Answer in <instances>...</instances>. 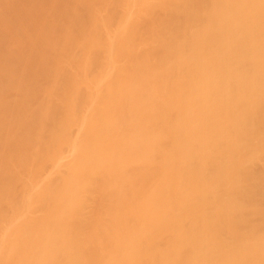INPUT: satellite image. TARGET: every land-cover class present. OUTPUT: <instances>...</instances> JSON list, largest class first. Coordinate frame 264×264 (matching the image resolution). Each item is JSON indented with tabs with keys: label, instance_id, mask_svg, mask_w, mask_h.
Instances as JSON below:
<instances>
[{
	"label": "bare ground",
	"instance_id": "6f19581e",
	"mask_svg": "<svg viewBox=\"0 0 264 264\" xmlns=\"http://www.w3.org/2000/svg\"><path fill=\"white\" fill-rule=\"evenodd\" d=\"M66 1L69 3L66 4ZM80 1H83V4L84 2L87 3L86 0ZM111 1L109 4H104L103 1H100L104 4L102 6L100 3L103 9L107 6V11H105L106 9L99 11V14H101L100 12H108V7L110 6ZM141 1L144 2V0ZM146 1L148 0H145V2ZM151 1L149 2L151 3ZM167 1L171 2V0H166V2ZM183 1L186 2L187 5L185 7L187 9L182 7L183 10H180L181 12L179 11L180 13H178V10L181 8L180 7L178 9V6H181ZM183 1L180 3V0L179 2L176 0V2L180 4H177V7L175 8V10H177V14L175 13V10L172 9L175 14L174 16L173 12L171 13L175 17L174 19L172 17L164 18L166 17L165 15H167L170 8L176 6L174 4L176 2L174 1H172L174 4L173 6L172 3L169 2H167V4L164 2V7L163 5H160L161 9H165V4L166 8L170 7L168 10L165 9L166 12L168 11L167 13L163 11V13H166L165 15L163 13H160L163 15H159L161 10L158 12L157 9L160 8V6L156 7L157 2L152 1V4H156L154 5L156 7L155 11H157L156 15H159H155L156 17L152 16V14H155V11H153L155 7L152 4L151 6H153V10H149L150 6H148L149 8L147 6L144 7L145 2L142 4L141 2L138 3L137 7L140 11L144 10H141L139 4L141 6L144 4L142 9L147 8L148 11L154 12L151 14L145 9L147 14L145 11L144 13L142 12L143 14H146L144 15V20L142 18L143 14L142 17L141 14L140 17H137L141 19H138L139 21H143L142 23L140 22L141 24L136 20V12L139 11L136 7L134 8L136 9L134 10L135 18H132V20L135 22L130 20L131 14L134 12L131 11L132 8L130 9V6L132 5V7H134V1L132 2L133 4H131V2L129 3V0H127V2L125 1L126 4L123 1L125 6L129 3L128 8L131 12H127V8L125 9L123 3L121 6L125 9L124 11L126 13L122 11L123 8L120 5H117L121 8V10L118 9V11H122L124 16L125 14L129 13L126 15V19L122 15L121 16L123 18L119 16V19H124L123 21L119 20V24L118 21L117 23L115 21V23L119 26L118 31L124 28L126 30L127 27L131 28V22H133L132 25L135 26L137 24V28L139 27L137 29L136 26H132L134 31L132 28L131 30L129 28L128 30L131 31L132 34H136V30L148 29L150 26L153 30V27L156 28L157 25H160L161 28L157 27L156 30H159L160 32V29L165 26V28L162 30L164 31L165 29L166 33L165 31V34L162 31L161 32L165 36H170V38L167 40L165 38V40H160V43L157 45L155 44L157 41H152L150 43L152 46L146 51L138 52L136 50L138 54L141 53L139 57L137 52L135 53L132 50L133 47L135 48L134 44L133 47L131 46L132 51L129 52V45L132 43H130L128 40L126 42V40L122 39L124 36L120 38V32L114 33L108 29V27H111V30H113V26L110 25H112L114 20L111 21V24L109 25L105 24V22H102L104 26L108 25L106 26L107 29L106 27L101 26L104 28V31L108 30V35H110L109 31L113 33H111L112 35L109 37L110 40L104 37H108V35L101 29V32L103 33L101 36L97 34V37H100V39L104 38V40L101 39L97 41L98 38H94L93 36V40H91V36H89L88 38L90 40H88V42H100L99 45H103L102 47L104 48L105 52H107V49L108 52L110 49L111 51H114L115 49L116 52L114 53H118L116 56V62L113 63L114 61L111 60L115 57V54L112 52L114 55L111 54L110 63L107 61V57L111 52L107 53L109 55H106V59L105 53L104 55L102 54L104 57L101 55V53L100 55L98 54L99 52L97 51H99L100 48L101 50L103 49L101 46L98 47V45L95 46L96 50L93 48V50L97 52L95 58L97 56L100 58L101 56L102 59L100 61L92 59L94 58L93 53L95 52L91 49L92 46L90 42L88 45L85 44L87 43L86 39L88 38H86V36L85 38L82 36L85 35V32L87 33V31L81 32L85 22L87 23L86 20L89 17V20H92V13L90 15L91 10L87 9L89 12L85 14H83L84 12H81L82 15H85L82 16L80 13L82 16L81 17L77 12V8L79 6L81 9L79 12L82 11L83 6H80V4L83 5L82 3L78 2V6L75 4V6H77L76 10L75 12H72L71 10L74 8H69L71 1L68 0H0V195H2V201L0 200V202H3V205L0 208V264H251L252 260L256 264H264V206L262 205L264 204V139H262L263 141L261 140V133L263 131L259 132V129L255 130L257 135L253 134L250 137V141L247 139H249V135L251 134H247V139L243 138L244 135L246 137V134L244 133L246 132V128L248 130L247 126H250L247 124L251 122L250 120L245 119V114L249 116V113L247 114V110L249 108L248 104H250L246 100H249L250 97L253 96H251V94L254 93L255 87L258 92L260 87L264 88V78L262 84L255 77L257 74L264 76V0H226L228 4H230L228 5L229 10H227L229 12L234 11L233 14H236L235 19L231 18L233 16V14H231L232 12H226L228 16L225 17L213 16V18L216 19V21L213 20L214 22L212 21L213 18L210 20L204 17V20H210L211 24L213 22L214 25L212 26H220V31L223 32L218 30L219 27H217V29L215 27V30H210L211 28H214L210 26V31H204L205 33L201 32L200 35L199 29L198 33H195L201 36L202 41L203 38L206 37L205 34L210 32V34H212V40L210 38V40H207L206 37L204 39L205 43L203 42V44L207 45L206 48H208V44L206 43L211 44L214 40L215 43L212 46H215L217 43L216 46H219L218 48L221 50L219 51L218 48H214L219 52L223 51L220 53H223L222 56H227L228 58L231 54L232 58L229 57L230 61L229 58L228 60H225L227 58L223 57L225 58L224 60L230 64L228 65L229 67H225L228 68L226 70L223 69V64L219 65L218 61L209 62L208 60L206 61L204 59V62H202L203 58L200 57L201 54H203L202 51L205 50V48H203L202 51L200 50L202 53L199 52V55L197 49L192 46L194 40L197 41V35L190 38L191 40L193 39V42L190 41V39L189 41H185L186 39L183 38V35H185L183 33H185V31L183 29L182 31L180 29L181 27L177 28V26H179L178 24L182 22V20H180V17H176L177 15L180 16L186 14V12L188 15L189 12L187 10H190L191 12V8L196 9L194 4H197V7L200 8V11L201 7L205 9V6V10H207V8L210 9L212 13L211 15L208 14L210 12L206 14L201 12V15H209L208 17H211L213 14H215V9L219 6L218 4H221V0ZM98 2H95L96 4L92 5L100 10L98 7ZM106 2L109 1L107 0ZM149 2L146 3L150 4ZM250 2H252V4H250ZM222 3L225 4L226 2ZM71 4L73 5V2ZM114 4H116V2ZM184 5L185 4H183V6ZM86 6L88 5L86 4ZM113 6H110V9ZM226 6L227 4L224 6V8ZM26 7L31 8L29 10V8L27 9ZM114 7L116 8V5ZM245 7L246 10H244ZM90 8H92V6ZM230 8H233L234 10H230ZM85 10L86 9L84 8V11ZM115 10L117 11V8ZM225 10L223 9L222 11ZM109 11L111 14V10ZM122 12L118 14L120 15ZM195 12H191L193 13L191 18L199 15L197 19L200 18V23H198V20L195 18L197 20L196 23L198 24L195 23V19H189L190 17L187 19V16H185L186 18L184 17L186 19L184 20L186 22L188 20L187 23L193 25V27L195 24V26H197L201 24V22H204L202 21L203 18L201 17L200 13L196 14ZM217 12L218 9L216 14L219 15ZM72 13H77L79 18H82V20L84 17V25L82 24L81 19H75L74 22L73 17L75 14L72 15ZM86 14L89 15L86 16ZM99 14L96 13V16ZM110 14V17L115 15V13H112V15ZM150 14L151 18L154 17V22L157 21L154 23V26L153 21L152 24H150L151 21L149 20L151 19H147L148 16L150 17ZM194 14L196 15L193 16ZM77 15L75 18H78ZM190 15L191 14H189V16ZM222 15H225V12L224 14L222 13ZM94 16L95 15L92 17ZM134 16L132 15V17ZM99 17L100 16H97V19L101 18ZM110 17H108V20ZM69 18H72L73 20L71 19L70 21ZM94 18L96 19V17ZM171 18L175 20V22ZM217 18L219 20H226L227 18L226 22L228 23L229 27H226L225 24L223 26L220 25L223 21L221 22L220 20L221 23H219ZM146 19L148 23L144 22ZM79 20L81 22H79V25L82 24L80 27V32L84 34L80 35L81 33L78 32L79 34L77 35V39L78 41H82L79 42L80 44L77 46H82V44L85 42L83 44L84 46H82L85 49L82 48L81 50L80 46L79 50L80 53L84 50L85 52H83V54L86 56L88 55V52H91L87 57L82 55V53H78V47L75 48L77 52L73 49L74 54L70 53L72 48L75 47L72 46L75 43L73 41L75 38L72 37L73 40L71 39V36H73L72 34L76 32L73 31V29L77 30V28H75L77 26L73 25H76ZM108 20L104 18V21L107 22ZM176 20L180 21L178 22ZM184 20L183 22L185 23ZM193 21L194 24H192ZM70 22L76 23H71L72 25L70 28L73 29H69ZM169 22H172V24ZM91 23L93 22L90 21V24ZM96 27L98 29V26ZM101 27H99V29ZM175 29H178V32L180 31L181 35ZM203 29L204 28L202 27V31ZM128 30H126V32ZM195 30H197V28ZM63 31L65 34L67 32L66 35L70 36V39L65 34H63ZM71 31L72 34H70ZM148 31L149 30L145 31L144 33L147 37L155 30L149 31V35H147L146 33ZM61 32L63 36L67 37L70 41H73L72 44L71 42L70 44L68 43L69 40H67V38H65V40L62 42L63 39L59 37ZM216 32L219 33L217 34ZM225 32L227 37L225 36ZM131 33L129 35L132 36ZM208 33L206 35H208ZM228 33H233L232 35L230 34L233 37L228 36ZM35 34L36 36H34ZM137 34H139V32ZM234 34L236 36H234ZM121 35H124V33ZM223 35L227 39L230 38L231 41L233 40L235 45L232 44L233 42L229 43L230 39H228V42L224 41L226 39L222 40L224 37ZM208 36L211 37L210 35ZM74 37H76V34ZM80 37H83L84 39H81ZM179 38H183L184 41H181L184 43L188 42L187 44H192L189 46L187 44L185 46H181L182 42L178 40ZM48 39L50 40L48 41ZM66 40L68 46H66V43L64 44ZM102 40L103 42H101ZM105 40L109 41V43H106ZM221 41H224L223 46L221 45ZM60 42L61 45H63L62 48L66 46L65 49H60L58 44ZM117 43L118 45L120 44L121 46L128 48L122 49L123 47H120L119 49L116 46L119 50L118 51L115 46H112L117 45ZM137 43L139 44V42ZM196 43L197 42H195V44ZM229 44H232V46H234L232 48L234 49L238 45L239 47L242 46L240 48H248V50H241L245 55L240 52V48H236L235 51H232L233 53L231 51L229 53V50H232ZM251 44L252 46H250ZM69 45L72 47H69ZM248 45L250 47H247ZM67 47L70 49V51ZM105 47H107V49ZM113 47L115 48L113 49ZM209 47H211V45ZM65 50L71 55H75L76 52V56L79 54L78 56H80L81 59L80 57L75 58L76 56H73V58L71 55L67 54ZM123 50L125 51L124 54ZM101 52H103V50ZM120 52L123 54L120 55L122 58V63H120L121 58L118 57ZM128 52L130 54L133 52L136 54V56L133 53L132 55L134 56H131ZM208 52L210 51L208 50ZM214 52L215 51H213V55H217V53L214 54ZM257 52L260 53L258 54ZM49 53H51V57L52 54L53 56L55 55V59H53V57L52 59H49ZM227 53H229V55ZM126 54H129V57L131 56L132 61L130 58L128 59ZM177 54L178 56L181 54V56L178 57ZM239 54H242L244 57L241 58ZM203 55L202 57H204ZM205 55L206 56L204 58L209 57L208 59H210L208 54L205 53ZM219 55L217 57H220ZM60 56L62 59L59 58ZM63 56L66 57L68 64L70 62V64L74 63V69L77 67L75 69H78L77 71H79V73L76 74L77 76H75L77 71L75 72L74 70H70L74 71L70 73V75L73 74V76H67L70 78L66 79V75H69L67 74L69 70L67 71V68H65L68 67V64L67 61L64 62L65 59H63ZM82 56L85 58H82ZM193 58L196 59L192 61ZM57 59H59V63L67 64V66L65 64V69H63L62 65H58L59 63L56 61ZM60 59L63 62H61ZM73 59H78L76 60V63L78 62L77 64L80 66V68L78 65L76 66L75 61H71ZM133 59L135 60L133 61ZM220 59H222V57ZM46 60L47 62L49 60H54V62L56 61L58 64L55 63L52 65L54 62L51 61V63L49 61L50 63H48L50 66L47 67L44 65L48 64L46 63ZM102 60H105V63L102 62L103 66L99 65L101 69L103 68V70H105L107 68H105V65L108 66L109 69L108 74H106L107 70L105 72L103 71V73L102 70H99L100 67H97V71H100V74H106L103 76V78L93 81L95 78L93 76V80L89 81L91 79V77H89L90 75L87 77L82 76V78L78 76H81L82 74L84 75L85 72L86 75L88 73V69L90 68L91 70V67L93 66L92 64H95V62L100 64ZM224 60H221V62L224 63ZM143 62L145 64L149 63L151 70H154V75L151 72V78H148V74L146 75V73H149L150 71L149 65H146L148 66L149 71L145 72L147 67L144 66L146 67L144 69V67L141 66ZM156 63H160V67ZM227 63L225 62L224 65H227ZM70 64L68 69H70V66L73 68V64ZM234 64L240 65L241 67L239 68H241V71L237 68V70L234 69L236 67ZM56 65H58L57 67L60 66L62 68H56ZM87 66L88 69L86 71L85 68H87ZM121 66L124 67L122 68ZM53 67L56 68V74H54V76L51 73L53 70H55ZM118 67L125 69L124 71L120 69H118L120 71H117L116 69ZM162 67L164 70L161 69ZM97 68H95V70ZM156 68H160L162 71L157 70ZM209 68L210 71L208 70ZM229 68H233L234 74L236 73L235 76H240L239 78H242L241 80H251L250 85L247 84L248 86L246 85V89L244 88L245 90L242 91L245 93L240 96L242 97V102H240L241 106L243 105V101L247 103H245L247 106L244 105L247 108L239 113L240 118L239 116L237 117L238 108L235 109V107H233L235 104L233 103H235V101L237 102L239 94H242V86L239 85V87H237V84L234 82L235 76L233 75L234 78H231L232 75L229 76L231 74L229 72H232L233 74V71H231ZM50 69H52V71ZM57 69H59V71L63 70L60 71L61 74L57 72ZM131 69H136V71L141 75L145 73L146 79L143 77L144 75H142L143 78H141L140 75H135L134 77V74L132 75V73L131 76H129L128 74L130 73L127 74L126 72L128 70L129 72H133ZM211 69L213 70L211 71ZM64 70L65 72L67 71V73L64 75L65 77H63ZM194 70H196L197 73ZM207 70L209 72H206ZM223 70L228 72L225 73ZM142 71L144 72L141 73ZM157 71H159V73ZM57 73L58 77L61 75L62 78H64L65 81H62L67 85H64V87H68L67 89H64L63 87L61 90L62 92L60 89L63 86L61 85L63 82L59 83L61 82L62 78H60L61 76L59 77L60 79L56 78ZM201 74L205 75L204 77L206 78L203 79L206 80V83H204V80V84L201 83L202 85L198 86L199 82L203 81V79L200 78L202 77ZM224 74H228V77H230L229 79H234L232 84L234 86L236 85V88L240 93L236 91L238 94H234L235 87L233 88L234 90H232L234 93L230 90V88L233 87L230 83L232 80L229 81L228 79H225L226 77H224ZM51 75L53 78L55 77L54 79H57V81L59 80L57 84H55L53 78H50ZM210 75L211 78L209 77ZM212 75L214 77H212ZM219 75L221 79L218 78ZM47 77L48 80H51L50 83L46 79ZM176 77H180V83L174 79ZM223 77L225 79V97L223 95L224 98H220V96L223 94V91L221 92L222 94L220 93V95L218 91H215V88H213V91H210L207 89V87L211 86L210 81H212L213 85L219 84L220 82L218 88H222L223 81L221 80H223ZM182 78H187L188 80L185 79L184 82L182 81ZM192 78H194V80ZM198 78L202 80H198ZM45 79L49 83V87L52 88L53 84H55L54 86L57 85L58 88L53 86L52 89L54 90L55 88V91L58 89L61 93L59 94L63 95V97L60 96L58 98L55 96V98H53L54 96H50V93L51 95L53 93L56 95V93L51 88L49 89L52 90L53 93H49V90L46 89L48 88V84L45 86L46 82L43 83L46 81ZM78 79L80 81H75ZM195 80L199 81L197 85V81L195 82ZM39 81L41 84H43L45 90L48 91L47 93L45 90L43 91V87H39ZM191 81L195 83L194 87H196L195 89L193 87V89L196 91V97L199 96V98L197 97L198 99H196V97H193L195 95L193 91V96L188 94L189 96H192V99L185 97L188 95L183 93V95H185L183 96L185 97L183 99L184 104L186 102L188 104L186 105L185 110H182L184 107H181L180 109L178 108L181 110L179 112L177 109L179 106H177V104H179V102L175 100L177 99L175 96L173 98V94H170L171 90L169 91V89H172L173 87V89H176L179 85L180 89L178 87L177 90L172 89L171 92L181 90V88L184 87L181 86L182 82H184L183 84H185V86L190 88V86L193 85V83L190 85ZM228 81L230 84H228ZM58 84L61 85V88H59L60 86ZM170 85L172 87L167 88L168 86L170 87ZM191 88L189 91L192 90ZM263 88L261 90H264ZM222 89L224 90V88ZM228 89L230 91H228ZM63 90H65V92L66 90L70 91L66 92L69 93L66 94L68 95L67 97L64 95ZM85 91H88V93L92 91L94 94L89 93L87 97L94 95V98L88 100L90 97L86 98ZM187 91L188 89L186 92ZM149 92H153V95L150 94L152 96L148 95L149 99L151 100L155 99L153 98L155 95H159L160 97V94L163 95L160 97L162 100H165L168 97L167 100L171 101L173 98L171 104L169 103V110L161 107V102L163 101L160 100L158 96L155 97L158 99V102L160 101V106L157 105L158 108H156V105L154 104L157 102V99H155V103L154 100H152L154 109L151 108L152 104L149 102L148 104L151 110L149 107L147 109L146 106L148 105H144L145 103L143 104V102L144 100L146 101V97H148L147 93L149 94ZM226 92L229 95L225 94ZM45 93L52 98V101H55L57 98L59 100L62 98H65V100L68 99L67 101L71 102L68 103L71 106L73 103L72 108L74 107L73 109L75 110L80 109L81 111L83 110V112L84 110L91 111L92 118L90 116L91 114H88L87 119H92L91 121L94 123V126L92 125V127H94L93 129H96L94 134L90 136L89 134L91 133L88 134L89 131L86 132L87 134L84 133V127L90 123L84 122L83 124L80 114L78 115L80 116V120L78 119V122L81 121L82 124L80 122L79 125L77 124L78 126L75 125L76 128H74L73 125H70V123L72 124V121H70L68 117L73 120V114H75V110L72 111L74 112L72 113L70 109H67L68 113H71L68 114V117L65 116L69 120V123L68 120L65 121L63 118L60 119V116L55 118L54 116L50 117V115H55L56 113L57 115H60L58 112L62 111V106L58 107L57 105L60 106L61 103L63 104V102L56 100L58 103L60 102L56 106L61 109L56 112L55 107H52V104L54 103H51V99L47 100ZM135 93L139 95L137 98L134 97ZM180 93L182 95V92ZM189 93H191V91ZM231 93L235 96L230 95ZM255 93L257 94L256 91ZM263 93L264 92L260 93L261 95L259 94V97H257L258 100L261 97L260 101H262L264 98H262ZM75 94H77V97ZM81 95H84L85 97ZM247 95L250 97L249 99L246 98L245 100ZM176 96H179V93L176 94ZM256 96L258 95H255L254 98H256ZM139 97H141V99H139ZM163 97H165V99ZM235 97L237 100H235ZM44 98H46L47 102ZM201 98H207V100L204 101ZM232 98L234 99L232 100ZM186 99L187 101H185ZM43 100L45 101L43 102ZM151 100L149 101L151 102ZM251 100L253 101L255 99ZM175 101L176 104L174 105L173 103ZM238 101H240V99ZM96 102L99 103L95 106ZM167 102L164 101V105H167L165 104ZM203 102H206L207 104L205 105ZM36 103H40L42 106H39L38 108L37 105H35ZM49 103L53 109L50 107ZM180 103H182V100ZM258 103L259 101H257V104L255 102L256 105H258ZM172 104L174 108L172 107ZM230 104L233 105L229 106ZM238 104L239 103L237 102V105ZM255 104L253 103V106H255ZM260 104L264 105V101ZM33 105L37 107V110H45V114L43 113L45 118V115H49L47 118L49 117L50 120H47L46 118L47 124L42 120L44 117L39 116L42 114L40 110L38 111L40 112L38 115L36 113V107L34 110ZM67 105L65 104V106ZM92 105H94V108ZM65 106H63L64 110H66ZM259 106L258 108L257 106L253 107L255 108V114L252 111L253 109L248 111L250 114H254H251V116L262 114L260 110L262 111L261 107L264 106ZM42 107L43 109L46 108L47 112H49L47 113L46 109L43 110ZM228 108H230L229 110H232V113L230 112L231 114H229V111L227 112ZM155 110H157L159 113L162 111L160 114L164 113L165 115L163 114L161 118L157 115L159 113L154 112ZM163 110H166L168 113L163 112ZM92 111L94 113H92ZM233 111L236 113L234 114ZM256 111H258V114ZM54 112L56 113L54 114ZM176 112L178 114L177 116H175ZM78 113L76 112V114ZM86 113L87 112H85V115ZM151 113H154L155 115L153 114V116H151ZM172 113L175 115L171 116H174L175 118H171V121L170 114ZM64 114H67V112ZM76 114L75 116L77 117ZM149 114L151 115L149 116ZM212 115L213 117H211ZM163 116L166 117L165 120H170H168L169 122L162 121L163 123H168L164 126H162L163 123L160 122L161 120H164ZM230 116L234 119L230 120ZM257 117H260V115ZM51 118L55 120L53 121ZM58 118L62 120V122H60ZM263 118L264 117H262V119ZM32 119H35L36 121L34 120V122L37 123H33L32 125V123H30L33 121ZM56 119H58L59 123L63 124V126L59 125L60 127L62 126L65 128V122L66 124L68 123L69 126H73L71 129L74 128V131L71 132L68 130L71 133H64L63 128H61L63 134L65 135L69 133L68 135H70L71 139L73 138V141H71L70 138L67 139L68 135L65 137L62 133H58L59 131L57 130L60 129L59 126L56 129L57 124H59L58 122L56 123L55 127H53L55 125L54 124L51 126V130H49L50 127L48 128V125L50 126L52 122L55 123V121H57ZM240 119L242 122H240ZM157 120H160V127L159 123L156 122ZM222 120L224 121L222 122ZM243 120L245 121V124ZM50 121L52 122L49 124ZM85 121L90 122L89 119H85ZM76 123L77 119L75 124ZM81 125L85 126L83 127ZM90 125L86 127L91 129ZM230 125L232 126L230 127ZM69 126L68 128H70ZM158 127L159 129L161 128L160 130H164L166 128L164 130L165 132H163L164 134L159 132L155 133L160 131ZM37 129L42 132L38 131ZM61 129L60 132H62ZM152 129L158 130H155L153 133ZM47 130H49V132H46L48 135H43V133H45L44 131ZM249 130H251V128H249ZM56 131L59 135H63L64 137H59ZM149 131H152L153 134L149 133ZM54 133L59 139L56 137V135H54ZM73 133L75 134L76 139L73 135H71ZM20 190L23 194L20 192ZM24 194L26 195V199L24 198ZM183 195L184 197L189 196L190 200L188 201L190 202H187V198H184L187 204L183 200L184 202H182L184 204H182L183 206L181 207L179 206L181 205L179 203H182L181 200L183 199ZM201 196L204 197V199ZM212 197L214 198L215 202L213 201ZM221 197L224 198V201L221 200L217 202V199ZM19 198H24V200L22 199L24 202L21 200L23 203L21 207L18 205L19 208H15V204H17V200ZM225 198H227L228 201ZM225 201H227L228 206H230L229 203H234L231 204L232 207H228L227 209V206H225ZM221 202L225 205H223ZM9 207L11 208L9 209ZM234 210L237 213H235ZM8 211L17 213H14L15 215L12 214L13 218L4 220V218L8 216V213L6 214ZM227 213L229 215H227ZM29 215L30 217H27ZM24 217L25 219L28 218V221H26ZM255 218H258L257 220L259 221V218L262 219V224L258 221V223H260L259 226L263 225L262 227H257L258 224H256ZM18 221L23 222V224L21 223L22 226H19L20 228L18 229L19 232L21 231V234L15 231V228L18 227ZM236 229L238 231H236ZM253 229H255V231ZM1 231L3 232L1 233ZM239 231L240 234H238ZM245 232H249L246 233L248 234V237L246 238L249 239L247 240L248 242L251 241L252 243V245L249 247H247L243 242L245 238L244 236H246ZM242 233L245 235L243 236ZM257 246L260 247L258 248ZM252 247H254V249H252ZM256 257H258V260ZM248 258L251 259L249 263L247 262Z\"/></svg>",
	"mask_w": 264,
	"mask_h": 264
},
{
	"label": "rangeland",
	"instance_id": "374dc122",
	"mask_svg": "<svg viewBox=\"0 0 264 264\" xmlns=\"http://www.w3.org/2000/svg\"><path fill=\"white\" fill-rule=\"evenodd\" d=\"M68 1H71L70 4H69L70 6L68 5L69 8H70V9L74 8V9L71 10L72 12H75L76 7H77L78 4H79L78 2H80V3L83 2V1L81 2L80 0H76V1H75V0H68ZM84 1H85V0H84ZM98 1H99V0H98ZM98 1L95 0V2H98ZM100 1H103L104 4H105V3H106V4H109L111 0H108L109 2H106L107 0H100ZM100 1L98 2V3H99L98 7H99L100 10H98L97 7H95V6L92 5V4H96V3L94 2V0H88V1L86 0L87 3L84 2V4L82 3L83 5L80 4L81 7L83 6V7H82V11H80V12H79V10H81V9H80V7L78 6V8H77V9H78L77 12H78L79 15H80L81 12H82V13L84 12L83 14L88 13L89 10H87V9H90L91 11L94 10L93 12L90 11V15H91V13H92V16L95 15L94 17H96V19H95L94 17L91 16L92 20H89L90 17H89V18L86 17V18H88V19L86 20L87 23L84 21V19H85L84 17H83V20H82V18H79V16L77 15V13H72V15L75 14L74 17H73L74 22H75V19H76V20L81 19L83 25H84V22H85L84 27H85L86 29H85L84 27H82V31H81L80 27L82 26V24L79 25V24L81 23L80 20L77 22V24L74 23V22H73V23L70 22V24H69V25H70V26H69V29H73V28H70L72 24H76V25H73V26H77V27H75V28H77V30H76V29H75V30L73 29V31H76L77 33L75 32V33L72 34V31L70 32V34L73 35V36H71V39H72V37L75 38L74 40L72 39V40L75 42V43H74L75 45H74V44L72 45V46H75L74 48H72V50H71L72 52H71L70 49L67 47V48L69 49V51H70L71 54H74L73 52H74L75 48H77V47H78L77 45L80 44L79 42L82 41V40H80L81 37L79 38L80 41H78V39H77V35L79 34L78 32H80V31H81V32H83V31H84V32L87 31V33L85 32V35H82V34H84V33H81V32H80V33H81L80 35L84 36V38H85V36H86V38H88L89 36H91L90 39L93 40V39H92V36H93L94 38H95V37L98 38L97 41H99V40H101V39L104 40V38H101V39H100V37H97V34H99V35L101 36L102 33H103V32H101V29H102V31H104V28H102L101 26L106 27V26H108L109 24H111V21H113V20H114V21H113L112 25H110V26H113V28H112L113 30H111V27H110V28L108 27V29H109L110 31L114 32V33H115V32H120V35H121L122 33H124V35H121V36L119 35V37L121 38L122 36H124V37H122V39L126 40V42H127V40H128V41H130V43H132L131 45H129V47H130V49L128 50L129 52L132 51V50H133V52H135V53H136L137 51H138V52L146 51L147 49H149V48L152 46V45L150 44L152 41H155V42L157 41L156 43L154 42V43L157 45L158 43H160V40L162 41V40H165V39L167 40L168 38H170V36H165V35H164V34L166 33V31H165V29H164V31H165V33H164V31H163L162 29L165 28V26H163V28L160 29L164 34H162L161 31H160V32H161V33H160L159 30H158V31L156 30L157 27L161 28L160 25H157L156 28L153 27V30H155L156 33H155V31H154V32H151L150 35L148 34L149 31H153V30L151 29V26H150V28H148V29L136 30V28H137V24L135 25V26H136V28H135V30H136V34H134V33L132 34L131 31L128 30L130 27H127V29H126V30L129 31V33H128V31L126 32L125 28L122 29V30H120V31H118V29H119V26H118V24H119V20H121V21L124 20V19H119V16H120L121 18H123L122 16H124V13H126L124 10L127 8V12H131V11L136 10V9H134L135 7L137 8V10H139V8L137 7V6H138V3L141 2V4H142V3L145 2V0H144V2L141 1V0H133V1H134V7H132V5L130 6V9L132 8L131 11L129 10V8H128L129 6H128V5H129V3H130L132 0H131V1L129 0V3L126 5L127 7L125 6L127 0H112V1H111V4H113L114 6L116 5L117 11H118V9L121 10L120 6L122 5V3H123V6L125 7V9L121 6V7L123 8L122 11H123L124 13H123L122 11H120V10L117 12V11L115 10L116 8H115L113 5L110 4V6H113V7H112V8H113V11L115 10V11L113 12V11H112V8L110 9V6L108 5V6H109L108 9L111 10V14L109 13V12H110L109 10H108L107 13L104 12L105 14L102 13V12H100L101 14H99V11H102V10H105V9H106L105 11H107V8H106L107 6L103 9L102 6H103L104 4L101 3ZM117 1H118V2H117ZM123 1H124V2L126 1L125 4H124ZM133 1H132V2H133ZM136 1H137V2H136ZM138 1H139V2H138ZM149 1H151V0H148V1H146V2L148 3ZM152 1H153V2H157V5H158V6H157L155 3L152 4ZM152 1H151V3L149 2L150 4H147V3L145 2V3H144L145 6H144V4H143L142 6L139 4V7H141V10H144V11H145V9H146V10L148 11L147 8H145V9L143 8V9H142V7H143V6H144V7H146V6L148 7V6H150V9H149V10H153L152 8H153L154 5H156V7H159L160 5H163V7H164V2H165L166 4H167V2H169V3H172V1L176 2V0H171V2H170V1H167V2H166V0H152ZM182 1H183V0H182ZM182 1L180 0V3H181ZM227 1H228V0H227ZM227 1H226V0H221V1H220L221 4L219 3V4H218L219 6L217 5L218 7L215 9L216 11H217V9H218V12H217V13H219V15L216 14V11H215V14H216V15L213 14L211 17H208L209 15L212 14L210 9L207 8L208 11L205 10V9H206V6H205V9L201 7V11H200V10H199L200 8L197 7V4H194V5L196 6V9H195V8H191V9H192L191 12L193 11V13H194L195 11H197V12H195V13H196V14H197V13H198V14L200 13V15H201V12H202L203 14H204V13L206 14V13L210 12V13H208L209 15L207 14L208 16L203 15V14H202L203 16L201 15V17L203 18L202 21H204V22H201V24H199V25H197V26H195V25L198 24V23H200V21H199L200 18L197 19V17H199V15L196 16V17L191 18V16H192L193 13H191L190 10H187V11L189 12L188 15H187V12H186V14H184V15H180V16L177 15V16H176V17H180L181 19H180V18H178V19L182 20V22H180V23L178 24L179 26H177V28L181 27L180 29H181V30L183 29V30L185 31V33H183V34H185V35H183V38L186 39L185 41H187V40L189 41L190 38H192L193 36L197 35V36H196L197 41L194 40V42H193V41H192L193 39H192V40L190 39V41L193 42V45H192V46H193L195 49H197V52H198L199 55H200V53L203 52L204 55L201 54V57H200V58H203V61H202V59H201V61L204 62V59H205L206 61L208 60L209 62H211V61H213V62L218 61V62H219V65H222V64H223V66H224L223 69H225V70L228 69V68H225V67H229L228 65H230V64L227 63V61H225V60H228L229 57L232 58V57H231V54L229 55L230 51H231V52H232V51H235L236 48L239 49V48L242 47V46L239 47V46L237 45V47H236L235 49L232 48V47H234V46H232V44L235 45V42H233V40L231 41V39L228 38V39H230L229 43H231V42H233V43H232V44H229V46H231L230 48H232V50H229V53H227V54L229 55V57L227 58V56H226V57H225V56H222L223 53L220 54V53L223 52V51L219 52L221 49L218 48L219 46H216L217 43L215 44V46H212V45H214V43H215L214 40H213L214 42L212 41L213 44H212V43H211V44H210V43H206V44H208V48H206L207 45L203 44V42L205 43L204 39H205L206 37H207V38H206L207 40H210V39L212 40V36H211L212 34H210V32H209V33L207 32V33H208V35H210L211 37H209L208 35H206V34H207V33H206V34H205L206 37L203 38L202 41H201L202 38H201V36H200V35H201L200 33H201V32H204V31H210V30H212V29L215 30V27H216V26L214 27V26H212V25H214V24H213V22H214L213 20L216 21V19L213 18V16H214V17H215V16H216V17H220V16H221V17H223V16L225 17V16H228V14H226V12H227V13L232 12V11H230V12L228 11V10H229V6H228V5H230V4H228ZM248 1H249V0H248ZM255 1H257V0H255ZM72 2H73V5H74V6L71 4ZM92 2H93V3H92ZM115 2H116V4H114ZM132 2H131V4H133ZM178 2H179V0H178ZM178 2L174 3L176 6H174L173 8H170V7H169L170 10H169V12L167 11L168 13L165 11V9H166V10L169 9V8H166V4H165V9H161V6H160V8L157 9L158 12L161 10V12H159V15H163V14L165 15V14L167 13V15H165L166 17H164V18L172 17V18L174 19V18H175V17H174L175 14H174L173 10H175V8L177 7V4H180V3H178ZM222 2H224V3L226 2V3L223 4ZM65 3L67 4V3H69V2L66 1ZM100 3L102 4V6L100 5ZM135 3H136L137 5H136ZM158 3H159V4H158ZM169 3H168V4H169ZM75 4H76L77 6H75ZM86 4H87L88 6H86ZM90 4H91V5H90ZM151 4H152L153 6H151ZM174 4L172 3V6H173ZM183 4H185V5L183 6ZM226 4H227L228 8H227V6L224 8V6H225ZM250 4H252V2H250ZM253 4H254V3H253ZM117 5H120V6H117ZM169 5H171V4H169ZM169 5H168V6H169ZM186 5H187L186 2L183 1V3H181V6H178V9L181 7V8L178 10V13H180V12H181L180 10H183V8H186V7H185ZM71 6H73V7H71ZM89 6H90V7L92 6V8H90ZM100 6H101V7H100ZM198 6H200V5H198ZM222 6H223V7H222ZM235 6H237V5H235ZM94 7H95V8H94ZM118 7H119V8H118ZM154 7H155V6H154ZM156 7L154 8L153 11H155ZM182 7H183V8H182ZM26 8H27V7H26ZM28 8H29V7H28ZM28 8H27V9H28ZM30 8H31V7H30ZM30 8H29V10H30ZM67 8H68V7H67ZM84 8H85L87 11H86V10L84 11ZM148 8H149V7H148ZM221 8H222V9H221ZM27 9H25V10L28 11ZM96 9H97L98 11H97ZM172 9H173V10H172ZM186 9H187V8H186ZM194 9H195V10H194ZM223 9H224V10L226 9V10H225V11H222ZM227 9H228V10H227ZM247 9H248V8H247ZM65 10H66V9H65ZM68 10H69V9H68ZM128 10H129V11H128ZM171 10H172V11H171ZM184 10H185V9H184ZM202 10H203V11H202ZM209 10H210V11H209ZM220 10H221V11H220ZM230 10H234V9H233V8H232V9L230 8ZM244 10H246V7H245ZM96 11H97V12H96ZM139 11H140V10H139ZM139 11H137L138 13L136 12V18H137V17H140V14H141V17H142V14L144 13V11H140V12H139ZM157 11H155V14H154V15L152 14V13H154V12H151V11H148V12H150V13L152 14V16L156 17V16H159L158 14L156 15ZM163 11L166 12V13H163ZM179 11H180V12H179ZM198 11H199V12H198ZM116 12H117V13H116ZM120 12H122V14L119 15L118 13H120ZM142 12H143V13H142ZM145 12H146V11H145ZM172 12H173V15H174V16L171 14ZM176 12H177V10H175V13H176ZM221 12H222L223 14H224V12H225V15H222ZM82 13H81V15H82ZM93 13H94V14H93ZM96 13L99 14V15H97V16H100V17L102 18V19H101V18L99 17L101 20H100V19H97ZM112 13H115V15H112ZM134 13H135V11L132 12V14L130 13V14H131V19H130V20H132V18H135ZM160 13H163V14H160ZM169 13H170V15H169ZM184 13H185V11H184ZM233 13H234V11H233L231 14H233ZM109 14L112 15V16L110 17ZM117 14H118V15H117ZM128 14H129V13L125 14L124 18H125V17L127 18L126 15H128ZM146 14H147V12H146ZM146 14H143V17H142L143 20H144V15H146ZM151 14H150V17H149V16L147 17V19L150 18L151 20H149V19H148V20L151 21L150 24H152V21H153V26H154V23L157 22V21L154 22V17H152V18H153V19H152V18H151ZM176 14H177V13H176ZM189 14H191V15L189 16ZM196 14H194L193 16H195ZM76 15L78 16V18H75ZM81 15H80V16H81ZM87 15H89V14H86V16H87ZM105 15H106V16H105ZM116 15H117V16H116ZM121 15H122V16H121ZM132 15H133L134 17H132ZM138 15H139V16H138ZM155 15H156V16H155ZM229 15H230V14H229ZM82 16H85V15H82ZM82 16H81V17H82ZM103 16H104V17H103ZM181 16H182L183 18H182ZM185 16H187V19H188V17H190L189 19H195V18H196V19L198 20V23H196L197 20L195 19V20H196V21H195L196 24H195L194 27H193V25H190L189 23H187L188 20H187V22L185 21V20H186V19H185V18H186ZM233 16H234V18H233ZM233 16L231 17V15H230V17H231L232 19H235L236 14H233ZM70 17H72V16H70ZM106 17H107V18H106ZM108 17H110L111 20H110V19L108 20ZM184 17H185V18H184ZM204 17H206V18H208V19H210V20H211V18H213V19H212V21H213L212 24H211V21H210V20H209L210 22H209L208 20H204ZM237 17H238V16H237ZM237 17H236V18H237ZM67 18H68V17H67ZM104 18H105L106 20H108V21H107V22L104 21ZM126 18H125V19H126ZM145 18H146V17H145ZM159 18H160V17H159ZM172 18H171V19H172ZM206 18H205V19H206ZM227 18H229V17H227ZM227 18H226V20H227ZM71 19H72V18H71ZM71 19L69 18L70 21H71ZM73 19H72V20H73ZM138 19L141 20L140 18H137L136 20L139 21ZM147 19H146L144 22L148 23ZM156 19H158V18H156ZM173 19H172V20H173ZM184 19H185V20H184ZM94 20H95V22H94ZM97 20L99 21V23H98ZM128 20H129V19H128ZM134 20H135V19H134ZM172 20H171V21H172ZM180 20H176V21L179 22ZM183 20L185 21V23L183 22ZM218 20H219V19L217 18V21H218ZM220 20H221V19H220ZM220 20H219V23H221L222 21L224 22V23L222 22L220 25L223 26V25L225 24L226 27L228 26V23L226 22L225 19H224L225 21L222 19L221 22H220ZM83 21H84V22H83ZM90 21H92L93 23L90 24ZM115 21H116V23H117V21H118V24H116ZM132 21H133V20H132ZM137 21H136V23H137ZM169 21H170V20H169ZM173 21L175 22V20H173ZM173 21H172V22H173ZM189 21H190V20H189ZM206 21H208V22H207L208 24L205 23ZM79 22H80V23H79ZM102 22H105V24H108V25H105V26H104ZM109 22H110V23H109ZM133 22H135V21H133ZM133 22L130 23V24H131L130 26H131L132 30L134 31V28L132 27V26H134V25H132ZM140 22L142 23L143 21H139V23H140ZM165 22H166V20H165ZM167 22H168V20H167ZM172 22H171V23L169 22V23L172 24ZM225 22H226V23H225ZM67 23H68V22H67ZM71 23H72V24H71ZM141 23H140V24H141ZM181 23H182V24H181ZM190 23H191V21H190ZM209 23H210V24H209ZM219 23H218V24H219ZM86 24H88V25H86ZM94 24H95V25H94ZM101 24H102V25H101ZM113 24H114V25H113ZM115 24H116V25H115ZM144 24H145V23H144ZM180 24H181V26H180ZM192 24H194V21L192 22ZM226 24H227V25H226ZM78 25H79V28H78ZM92 25H93V26H92ZM99 25H100V26H99ZM138 25H139V24H138ZM229 25H230V24H229ZM86 26H87V27H86ZM96 26H98V29H97ZM135 26H134V27H135ZM142 26H143V24H142ZM210 26H212V27H214V28H211V29L209 30ZM222 26H221V27H222ZM225 26H224V27H225ZM230 26H231V25H230ZM95 27H96V28H95ZM99 27H101V28L99 29ZM114 27H115V28H114ZM202 27L204 28L203 31H202ZM217 27H219L218 30L220 31V26H217ZM217 27H216V29H217ZM224 27H223V28H224ZM226 27H225V28H226ZM228 27H229V26H228ZM83 28H84L85 30H84ZM91 28H92V29H91ZM131 28H130V30H131ZM138 28H139V27H138ZM138 28H137V29H138ZM140 28H141V26H140ZM154 28H155V29H154ZM159 28H158V29H159ZM196 28H197V30H195ZM78 29H79V31H78ZM90 29H91V30H90ZM106 29H107V27H106ZM199 29H200L201 31H200ZM114 30H115V31H114ZM116 30H117V31H116ZM147 30H149V31L146 33L147 35H149L148 37L144 34L145 31H147ZM175 30H177V32H178V29H175ZM183 30H182V31H183ZM198 30H199V34H200V35L195 34V33H198ZM221 30H225V29H221ZM39 31H40V30H39ZM39 31H36V32H39ZM93 31H94V32H93ZM96 31H97V33H96ZM98 31H99V33H98ZM107 31H108V30H105L104 33H107V35H108V32H107ZM110 31H109L110 35H108V37H107V36H104V37H106L108 40H110L109 37H111V35L113 34V33L110 32ZM137 31L139 32V34H137V33H138ZM141 31H142V33H141ZM195 31H196V32H195ZM89 32H91V33H89ZM220 32H223V31H220ZM233 32H234V31H233ZM94 33H95L96 35H95ZM111 33H112V34H111ZM130 33L132 34V36L129 35ZM153 33H154V34H153ZM178 33L180 34V31H179ZM204 33H205V32H204ZM216 33H217V32H216ZM218 33H219V32H218ZM218 33H217V34H218ZM60 34H61V35H60ZM60 34H59V37H61V38L63 39L62 42L65 40V38H67V37L69 38V37H70V36L66 35L67 32H66V34H65L64 31H63V34H65L67 37L63 36L62 32H61ZM68 34H69V33H68ZM70 34H69V35H70ZM75 34H76V37H74ZM88 34H92V35H88ZM140 34H141V35H140ZM223 34H224V33H223ZM228 34H229L228 36H231L233 33H228ZM230 34H231V35H230ZM99 35H98V36H99ZM103 35H106V34H103ZM144 35H145L146 38L144 37ZM163 35H164V36H163ZM167 35H168V34H167ZM180 35H181V34H180ZM202 35H204V34H202ZM34 36H36V34H35ZM198 36H199V40H198ZM216 36H217V35H216ZM223 36H224V35H223ZM225 36H226V32H225ZM225 36L222 38V40L226 39L227 41H226V40H224V41H225V42H228V39L226 38L227 36H226V37H225ZM234 36H236V35L234 34ZM59 37H58V38H59ZM231 37H233V36H231ZM68 38H67V40L70 39V38H69V39H68ZM82 38H83V37H82ZM82 38H81V39H82ZM84 38H83V39H84ZM106 38H105V39H106ZM164 38H165V39H164ZM183 38H182V39L179 38L178 40H180V41H181V40L184 41ZM196 38H194V39H196ZM209 38H210V39H209ZM236 38H237V37H236ZM76 39H77V40H76ZM90 39H89V38L86 39V40H87V43H85V42H84V43L88 45V43L90 42V44H91V46H92V48H91V47H90V48H91L92 50H93V48L95 49V48H96L95 46H97V45H98V47L101 46V45H99L100 42H99V43L96 42V41H94L95 43H93V42H91V41L88 42V40H90ZM107 39H106V40H107ZM140 39H141L142 41H141ZM144 39H145V40H144ZM146 39H147V41H146ZM49 40H50V39H48V41H49ZM67 40H66V42H64V44L66 43V46H68V45H67ZM72 40H71V41L69 40L68 43L70 44V42H71V44H72V42H73ZM75 40L77 41V44H76V41H75ZM86 40H85V41H86ZM95 40H96V39H95ZM103 40H102L101 42H103ZM106 40H105V42H106V43H109V41H106ZM138 40H140V41H138ZM145 41H146V42H145ZM182 41H181V42H182ZM224 41H221V42H222V43H221L222 46H223V42H224ZM105 42H104V43H105ZM137 42H139V44H138ZM141 42L144 43V44H142ZM195 42H197V43L195 44ZM201 42H202V44H201ZM207 42H208V41H207ZM209 42H211V41H209ZM84 43H83V44H84ZM104 43H103V44H104ZM106 43H105V44H106ZM135 43H136V44H135ZM140 43H141V44H140ZM183 43H184V42H182V44H183ZM187 43H188V42L184 43L183 45L181 44V46H185ZM250 43H252V42H250ZM250 43H249V44H250ZM58 44H59V46H60V49H65L66 46H65L64 48H62L63 45H61V42L58 43ZM83 44H82V46H84ZM93 44H96V45H93ZM133 44L135 45V48L133 47V46H134ZM137 44H138V45H137ZM152 44H153V43H152ZM190 44H192V43H189V44H187V45L189 46ZM194 44H195V45H194ZM209 44L211 45V47H209V46H210ZM254 45H256V44H254ZM57 46H58V45H57ZM59 46H58V47H59ZM72 46L69 45V47H72ZM80 46H81V45H80ZM80 46H79V47H80ZM82 46H81V50H82V48H83ZM102 46H103V45H102ZM102 46H101V47H102ZM106 46H107V45H106ZM112 46H115V47L117 46L119 49H120V47H123V46H121L120 44L118 45V43H117V45H112ZM131 46L133 47V49H132ZM145 46H146V47H145ZM243 46H244V45H243ZM250 46H252V44H251ZM250 46L248 45L247 47H250ZM58 47H57V48H58ZM79 47H78L77 50H79ZM85 47H87V46H85ZM98 47H97V48H98ZM115 47H113V49H114ZM117 47H116V48H117ZM144 47H145V49H144ZM200 47H201V48H200ZM214 47H215V48H218L219 51H218L217 49H215ZM88 48H89V47H88ZM102 48H103V47H102ZM105 48L107 49V47H105ZM108 48H109V47H108ZM118 48H117V50H118ZM124 48L127 49L128 47H127V48H126V47H123L122 49H124ZM154 48H155V47H154ZM203 48H205V50L202 51ZM209 48H210V49H209ZM213 48H214V50H213ZM58 49H59V48H58ZM73 49H74V50H73ZM83 49H85V48H83ZM91 49H90V50H91ZM98 49H99V48H98ZM98 49H97V50H98ZM109 49H110V48H109ZM131 49H132V50H131ZM206 49H208L210 52H208V50H206ZM243 49H247V50H248V48H243ZM243 49L240 48V52H241V53H243V52L241 51V50H243ZM87 50H88V49H87ZM95 50H96V49H95ZM102 50H103V52H101ZM102 50H101V48H100L99 51H97V52H99V53H98L99 55H100V53H101V55H102V54L104 55V53H105V58H106V57H107L106 55H109V54H110V55L107 57L109 60L106 58L107 61L110 62V63H111V60L114 61L113 63L116 62V58H117L116 56L118 55V53H117V54L114 53V52H116L115 49H114V51H111V49H110L109 52H111V53L108 52V49L106 50L107 52H105L104 48H103ZM134 50H135V51H134ZM136 50H137V51H136ZM200 50H201L202 52H201ZM216 50H217V51H216ZM75 51H76V50H75ZM93 51H94V50H93ZM93 51H92V52H93ZM118 51H119V50H118ZM118 51H117V52H118ZM120 51H121V50H120ZM126 51H127V50H126ZM205 51H207L208 53L205 52ZM213 51H215L214 54L217 53V55H213ZM243 51H244V50H243ZM249 51H250V50H249ZM258 51H259V50H258ZM65 52H67V54L71 55L70 53H68V51L65 50ZM76 52H77V51H76ZM76 52H75V55H71V56H72V57H73V56L75 57V56H76ZM83 52H85V51L83 50ZM83 52L81 51L82 55H84ZM94 52H95V51H94ZM97 52L93 53V54H94V58H92V59H94V60H96V61H100V60L102 59L101 56H100V58H99L98 56L96 57L97 59L95 58ZM112 52L115 54V57H114L115 60H114L113 58H112V59L110 58ZM129 52H128V53H129ZM133 52H131V54H130V53H129V54H130L131 56H134V55H132ZM138 52H137V54H138ZM199 52H200V53H199ZM204 52H205L206 54H208V56H210V59H213V60L208 59L209 57H208V58L206 57L207 59L204 58V57L206 56ZM51 53H53V52H51ZM51 53H49V54H50L49 59H52V57H53V59H55V58H54L55 55L53 56L54 53L52 54V57H51ZM78 53H80V50L78 51ZM81 53H80V54H81ZM90 53H91V52H88V55H89ZM107 53H109V54H107ZM124 53H125V51L123 50V54H124ZM135 53H133V54H135ZM232 53H233V52H232ZM257 53L259 54L260 52H257ZM257 53H256V54H257ZM86 54H87V53H86ZM114 54H112V55H114ZM123 54H121V52H120V54H119L118 57L121 58L120 55H123ZM129 54H128V55L126 54V55L128 56V59L130 58V60H131V56L129 57ZM219 54H220V55H219ZM227 54H226V55H227ZM243 54H244V53H243ZM254 54H255V53H254ZM258 54H257V55H258ZM69 55H68V56H69ZM78 55H79V54H77V56H76L75 58H77V57L79 58L80 56H78ZM88 55H87V56H88ZM103 55H102V56H103ZM138 55H139V57H140L141 53H139ZM138 55H137V56H138ZM142 55H143V54H142ZM175 55H176V54H175ZM202 55H203L204 57H202ZM218 55H219L220 57H217ZM244 55H245V54H244ZM71 56H69V57H71ZM84 56H86V55H84ZM84 56H82V58H83ZM87 56H86V57H87ZM90 56H91V55H90ZM92 56H93V55H92ZM135 56H136V54H135ZM177 56H178V54H177ZM180 56H181V54H180L178 57H180ZM182 56H183V54H182ZM215 56H216V57H215ZM233 56H234V54H233ZM239 56H241V58L244 57V56H242V54H239ZM50 57H51V58H50ZM63 57H64V56H63ZM72 57H71V58H72ZM74 57H73V58H74ZM103 57H104V56H103ZM122 57H123V56H122ZM197 57H198V56H197ZM197 57H196V58H197ZM221 57H222V59H220ZM223 57H225V58H227V59H225V58H223ZM56 58H57V55H56ZM59 58H61V56H60ZM67 58H68V57H67ZM71 58H70V59H71ZM84 58H85V57H84ZM105 58H103V59H105ZM132 58H134V57H132ZM136 58H137V57H136ZM136 58H135V59H136ZM196 58H195V59H196ZM200 58H199V59H200ZM230 58H229V61H230ZM47 59H48V58H47ZM61 59H62V58H61ZM61 59H60V60H61ZM63 59H65L64 62L67 61V60H66V57H64ZM80 59H81V57H80ZM80 59H79V60H80ZM98 59H99V60H98ZM110 59H111V60H110ZM135 59H133V61H134ZM195 59L193 58L192 61H194ZM214 59H215V60H214ZM224 59H225V60H224ZM233 59H234V58H233ZM58 60H59V59H57L56 61L59 63ZM68 60H69V58H68ZM76 60H78V59H76ZM76 60L73 59V60H71V61H75V64H76V66H77V65H78L77 63H78V62L76 63ZM117 60H118V59H117ZM221 60H224V63L226 62L227 65H226V64L224 65V63H222ZM49 61H50V62H51V61L54 62V60H49ZM49 61H48V62H49ZM56 61H55L52 65H54L55 63H57ZM104 61H105V60H104ZM104 61L102 60L100 64L97 63V62H95V64H92L93 66L95 65L96 67H95V66L93 67V66L91 65V66H92V67H91V70H90V68L88 69V66H87V68H85V69H86V71H87V69H88V73L85 75V73H86V72H85L84 75L82 74L81 76H80V75H78V76L82 78V76H83V77H84V76L87 77V76L90 75L89 77H91V79H90L89 81L93 80V79H92L93 76L95 77L93 81L100 80L101 78H103L104 75L108 74V70H109V69H108V66H106L105 64H104V65H105V68H106V67H107V68H106V69L104 68L105 70H103V68L101 69L100 66H103L102 64L105 63ZM131 61H132V60H131ZM206 61H205V63H206ZM48 62H47V60H46V63H48ZM50 62H49V63H50ZM61 62H63V61L61 60ZM102 62H103V63H102ZM117 62H118V61H117ZM213 62H212V63H213ZM49 63H48V64H44V65H46V66L48 67V66H50ZM51 63H52V62H51ZM58 63H57V64H58ZM70 63H71V62H70ZM70 63H69V64H70ZM106 63H107V62H106ZM110 63H109V64H110ZM120 63H122V58H121V60H120ZM193 63H194V62H193ZM195 63H196V61H195ZM207 63H208V62H207ZM63 64H64V63H59L58 65H62L63 69L67 68V69H66L67 71L69 70L68 73H67V71L65 72V70H64V72H63L64 74L62 73V74H63V77H65L64 75H65L66 73L69 74V75H66V77H67V76H71V75L73 76V74L70 75V73H71V72H74V71L76 72V71L78 70V69L75 70L77 67L74 69V66H75L74 63H72V64H73V68H72V66H70V69H68V68H69L68 61H67L68 67H65V64H66V63H65L64 65H63ZM67 64H66V66H67ZM72 64H70V65H72ZM79 64H80V63H79ZM96 64H98V65H96ZM156 64L159 65L160 63H156ZM156 64H155V65H156ZM201 64H203V63H201ZM209 64H210V63H209ZM44 65H42V66H44ZM58 65H56V68H59V67H60V66L57 67ZM99 65H100V66H99ZM119 65H120V64H119ZM146 65H149V68H150V64H149V63H148V64H147V63L145 64V63L143 62L141 66L144 67V66H146ZM234 65H236V67H235L234 69L237 68V69H240V71H241V68H239V67H241L240 65H238V64H234ZM234 65H233V67H234ZM255 65H256V64H255ZM255 65H253V66H255ZM78 66H79V65H78ZM156 66H157V65H156ZM237 66H238V67H237ZM54 67H55V66H54ZM54 67H53V68H54ZM62 67H60V68H62ZM64 67H65V68H64ZM97 67H98V68L100 67L99 70H100V71L102 70V72H103V71L105 72V71L107 70L106 74H103V75H102V73L100 74V71H97V70H98ZM121 67L123 68L124 66H121ZM121 67H120V68L118 67L117 69H116V68H115V69H116L117 71H120V70L124 71L125 68L122 69ZM143 67H142V68H143ZM146 67H147V68H146ZM146 67H144V69L146 68V69H145V72L149 71V70H148V69H149L148 66H146ZM157 67H158V66H157ZM159 67H160V65H159ZM256 67H257V66H256ZM51 68H52V67H51ZM56 68H54L55 70H53L54 73L51 72L53 76H54V74H56V73H55ZM60 68H59V69H60ZM79 68H80V66H79ZM92 68H93V69H92ZM95 68H97V69L95 70ZM47 69H49V68H47ZM59 69H57V70H58L57 72H59V73L61 74L60 71H63V70H60V71H59ZM81 69H82V68H81ZM118 69H120V70H118ZM144 69H142V70H144ZM156 69H157V70H161V69L164 70L163 67H162L161 69H160V68H159V69L156 68ZM229 69H230L231 71L234 70L233 68H229ZM237 69H236V70H237ZM254 69L256 70L255 67H254ZM50 70L52 71V69H50ZM70 70H74V71H70ZM89 70H90L92 73H91ZM162 70H161V71H162ZM208 70L210 71V68H209ZM208 70H207L206 72H209ZM212 70H213V69H211V71H212ZM225 70H223V71L225 72ZM84 71H85V70H84ZM94 71H95V75H94ZM131 71H133V72H129V70H128L126 73H127V74L130 73V74H128L129 76H131V73H132V75L134 74V77H135V75H140L141 78L145 77V76L148 74L149 77H148V76H147V77H148V78H151V77H150V76H151V72H152V74H153V71H154V70H153V69L151 70V68H150L149 73L147 72L146 75H145V73H143L144 71H142L141 73H143V74H142V75H144L143 77H142L141 74H139V73L136 71V69H135V70L131 69ZM134 71H135V73H134ZM194 71L196 72V70H194ZM197 71H198V70H197ZM215 71H216V70H215ZM238 71H239V70H238ZM262 71H263V70H262ZM98 72H99V73H98ZM104 72H103V73H104ZM139 72H140V71H139ZM157 72L159 73V71H157ZM226 72H228V71H226ZM226 72H225V73H226ZM235 72H237V71H235ZM263 72H264V71H263ZM78 73H79V71H77V72L75 73V76H77L76 74H78ZM80 73H81V72H80ZM82 73H83V71H82ZM126 73H125V74H126ZM155 73H156V71H155ZM196 73H197V72H196ZM211 73H213V72H211ZM215 73H216V72H215ZM218 73H219V72H218ZM229 73H231L229 76L232 75L231 78H234V76H235L236 73L234 74V71H233V74H232V72H229ZM149 74H150V75H149ZM184 74H185V73H184ZM263 74H264V73H263ZM263 74H262V75H263ZM52 75H51V77H50V76H49V77H50V78H53ZM96 75H97V76H96ZM99 75H100L101 77H100ZM153 75H154V74H153ZM181 75H182V74H181ZM201 75H202V74H201ZM213 75H214V74H213ZM213 75H212V77L215 76V75H214V76H213ZM224 75H225L224 77H226L225 79H228L229 81L232 80V79H229L230 77H228V74H224ZM226 75H227V76H226ZM233 75H234V76H233ZM60 76H61V75H59V77H60ZM72 76H71V77H72ZM178 76H179V75H178ZM204 76H205V75H202V77H200V76H199V77L202 78V79H203V78H206V77H204ZM59 77H58V73H57L56 78H59ZM79 77H77V78H79ZM97 77H98V78L100 77V78L98 79ZM180 77H181V76H180ZM180 77H179V78L176 77V78H174V79H176V81H177L178 83H180V82H181ZM183 77H184V75H183ZM185 77H186V76H185ZM209 77L211 78V75H210ZM224 77L222 78L223 80H221V81H223V82H222V83H223V84H222V85H223L222 88H224V90H223L221 87H220V89L218 88L220 82H219V84L213 85V84H212V81H210V82H211V83H210L211 86L207 87V89L210 90V91H211V90L213 91V90H214L213 88H215V89H216L215 91H216V92L218 91L219 94L223 91V92H222L223 94L221 93L222 95H221V94H220L221 96L219 95L220 98L223 97L224 92H225V87H224V85H225V84H224V82H225L224 80H225V79H224ZM227 77H228V78H227ZM237 77H238V76H235V80H234V79H233V80H234V82L237 84V87H239V85L242 86V87H241V88H242L241 92H242L243 90L246 89V87H247L248 85H250V81H251V80H250V79H249V80H247V79H246V80H241L242 78H239L240 76H239L238 78H237ZM255 77H256L261 83L263 82V78H264V76H261L260 74H257V76H255ZM255 77H254V78H255ZM50 78H49V79H50ZM54 78H55V77H54ZM54 78H53V80L55 81V84H57V82H58L59 80L57 81V79H54ZM60 78H62V76H61ZM60 78H59V79H60ZM69 78H70V77H67L66 79H69ZM96 78H97V79H96ZM130 78H132V77H130ZM194 78H195V77H194ZM194 78H192V79L194 80ZM200 78H198V80H199ZM218 78H220V75H219ZM46 79L48 80V77H47ZM46 79H45V80H46ZM79 79H80V78H79ZM79 79H78V80H75V81H80ZM86 79H87V78H86ZM88 79H89V78H88ZM145 79H146V77H145ZM182 79H183L182 81H184L185 79L188 80L187 78H182ZM202 79H200V80H202ZM220 79H221V78H220ZM220 79H219V81H220ZM43 80H44V79H43ZM43 80H42V81H43ZM47 80L44 81L43 83L46 82V83H45V86H47V84H48V88H46V89L49 90V93H50V92H52V90H53L52 88H53V86H54L55 84H53V86H52V88H51V87H49V83L51 82V80H48L49 83L47 82ZM53 80H52V83H53ZM62 80H64V78H62V79H61V82H59V83H62V82H63ZM70 80H71V79H70ZM73 80H74V78H73ZM178 80H179V81H178ZM189 80H190V79H189ZM193 80H192V81H193ZM204 80H205V79H203L202 82H199V81L195 80V82L197 81V82H196V85H197L198 82H199L198 86H201V85H202L201 83H203ZM210 80H211V79H210ZM233 80L230 81L231 85L233 86V87L230 86V87L232 88V89L230 88V90H231V91L234 90L233 88L235 87V90H234L235 93H234L233 91H232V92L236 95V94H238V93H236V91H238V90H237V88H236V85L234 86V85L232 84ZM64 81H65V80H64ZM81 81H82V79H81ZM173 81H174V80H173ZM176 81H175V82H176ZM192 81H191L190 85L194 82V81H193V82H192ZM229 81H228V84H230ZM177 82H176V83H177ZM184 82H185V81H184ZM184 82H182V84H181V86H182V87L184 86V87L181 88V90H179L180 92H182V95H181V93H180L179 91H176L177 93H176L175 91L171 92L172 89H173L174 87H173L172 89H169V91L171 90V91H170V94H171V93L173 94V98H174V96H175V98H177V99H175V100H176L177 102H179V104H177V106L179 105V106L177 107V109H178V108L180 109L181 107H184V109H182V110H185V109H186V105L188 104L187 102L184 104V100H183V99H184L185 97H187V98H191V97L193 96V95H192V91H193V93L196 92V91H194V89H195V87H196V86L194 87V84H195V83H193V85H191L192 88H191V86L189 85L190 88L192 89V90H190L191 93H189V92H190V91H189L190 88H188V86H185V84H183ZM226 82H227V81H226ZM38 83H40V84H39V87L42 88V87H43V84H41L40 81H39ZM52 83H51V85H52ZM89 83H90V82H89ZM172 83H173V82H172ZM172 83H171V84H172ZM178 83H177V84H178ZM204 83H206V80H205ZM204 83H203V84H204ZM177 84H176V85H177ZM247 84H248V85H247ZM262 84H263V83H262ZM40 85H41V86H40ZM58 85L60 86L59 88H61V85H63L62 88L60 89V91H61V90L63 89L64 85H66V84H64V82H63L61 85H60V84H58ZM246 85H247V86H246ZM260 85H261V84H260ZM66 86H67V85H66ZM77 86H78V84H77ZM90 86H91V85H90ZM174 86H175V84H174ZM54 87H57V85L54 86ZM83 87H84V85H83ZM171 87H172V86L170 85V87L168 86L167 88H171ZM178 87H179V89H180V86H179V85H178ZM178 87H177V88H178ZM193 87H194V89H193ZM257 87H258V86H257ZM41 88H40V89H41ZM43 88H44V87H43ZM49 88H51L52 90H50ZM57 88H58V87H57ZM67 88H68V87H66V88L64 87V89H67ZM175 88H176V87H175ZM177 88H176V89H173V90H177ZM184 88H185V89H184ZM217 88H218V90H217ZM241 88H238V89H241ZM244 88H245V89H244ZM250 88H251V87H250ZM262 88H263V87H262ZM262 88H261V87H260V89L258 88L260 93L264 92V90H261ZM182 89H183V90H182ZM187 89H188V91L186 92ZM221 89H222V90H221ZM251 89H252V88H251ZM263 89H264V88H263ZM44 90H45V88L43 89V91H44ZM219 90H220V91H219ZM230 90L228 89V91H230ZM43 91H42V92H43ZM53 91H55V88H54ZM67 91H68V90H66V92H67ZM166 91H167V89H166ZM183 91H185V92H183ZM226 91H227V90H226ZM252 91H253V90H252ZM255 91L257 92V94L255 93ZM261 91H262V92H261ZM45 92L47 93L48 91L45 90ZM61 92H62V91H61ZM66 92H65V90H63L64 95L67 97L68 95H66V94H69V93H66ZM68 92H70V91H68ZM238 92H239V91H238ZM250 92H251V91H250ZM259 92H258V90H256V87H255V89H254V93H255V95H258V96H256V98H254L255 95H254V93H253V94H251V96L253 95L252 97H250V96H248V95L245 97V100H246V98L249 99V97H250L249 100H246V101H247L248 103H250V104H248V107H249V108H248V110H247V114L249 113V116H247V115L245 114V116H246L245 119L250 120L252 123H251L250 121H249V122H250L252 125L248 122L249 124H247V125H250L251 127H250V126H247V127H248V130H247V128H246V132L244 133V134H246V137H245V135H244L243 138L247 139V138H248V135H247V134H251V135H249V139H247V140H249V141H250V139H251L250 137H251L253 134H254V135H257L255 130H258V129H259V132H262V131H263V132L261 133V134H262V135H261L262 138H261V137H260V138H261V140L264 139V118L262 119V117H264V112H262V111H264V110H263L264 107H261V106H264V105H261V104H260L261 102L264 101V100H263V99H264V98H263V97H264V96H263L264 93L262 94V98H263V99H262V101H260V100H261V97L259 98V100H258V98H257V97H259V94H260ZM46 93H45V95H46ZM49 93H48V94H49ZM52 93H53V92H52ZM55 93H56V95H55L54 93H53L52 95H51V93H50L49 95L52 96V97L54 96L53 98H55V96H57L58 98H59L60 96L63 97V95H60L61 93L59 92L58 89H56ZM59 93H60V94H59ZM63 93H62V94H63ZM89 93H90V94H94L92 91H90ZM89 93H88V91H85L86 98H89V97H90V96L87 97V96L89 95ZM152 93H153V92H152ZM152 93H151V92H149V94L147 93V96H148V95H149V96H152V95H153ZM178 93H179V96H176V94H178ZM183 93L186 94V95H188V94L190 95V94H191L192 96H189V95H188V96H189V97H188V96L183 95ZM239 93H240V92H239ZM244 93H245V92H244ZM244 93H243V92H242V94L240 93V94H239V97H240L241 95H243ZM258 93H259V94H258ZM58 94H59V96H58ZM150 94H152V95H150ZM165 94H166V93H165ZM167 94H168V92H167ZM170 94H169V97H170ZM197 94H198V92H197ZM225 94H228V93L226 92ZM234 94L232 95V93H231L230 95L235 96ZM49 95H46L45 97L47 98V100H48V99H51V103H54V104H52V107H53V108L55 107L56 110H55V109H54V110H55L56 112H58L59 109H60V108H58V107H61V106H62V108H61L62 111L58 112L60 115H57V113L54 112V114H55V113H56V114H55V115L52 114V115H50V117H53V116H54V118H55V117H57V116H58V117L60 116V119L63 118V120L67 121L68 119H67L65 116L68 117V114H71V113H68V110H67V109H70L71 112L75 110V109H73L74 107L72 108L73 103H72V106H71V105L68 103V102H70V101H67L68 99L65 100V98H64V99L62 98L63 100H62V99L59 100V99L57 98V99H55V101H56V100H59L60 102H61V101L63 102V104L61 103V105L59 106V105H57V104H59L60 102L58 103L57 101H56V102H55V101H52V98H51ZM76 95H77V94H75V96H76ZM160 95H161L160 97L163 96L162 94H160ZM228 95H229V94H228ZM260 95H261V94H260ZM47 96H49V97H47ZM65 96H64V97H65ZM75 96H74V97H75ZM81 96H84V95H81ZM81 96H79V97H81ZM138 96H139L138 94H136V93L134 94V97H135V98H137ZM149 96L146 97V101L144 100V99H145V95H144V99H143V98H142V99L144 100L143 104L145 103L144 105H148V106H146V108L148 109V107H149V109L151 110V108L154 109L153 104H152V100H154V103H155V102H156L155 99H157V98H156L157 96H158V98H159L160 100H162V99L159 97V95H157V96L155 95L156 97H155V96L153 97V98H155V99H152V100H151V99H149ZM183 96H185V97H183ZM244 96H245V95H244ZM76 97H77V96H76ZM84 97H85V96H84ZM84 97H81V98H84ZM165 97H166V96H165ZM165 97H163V98L165 99ZM171 97H172V96H171ZM193 97H196V93H195V95H194ZM197 97L199 98V96H197ZM197 97H196V99H198ZM224 97H225V95H224ZM224 97H223V98H224ZM236 97H237V96H236ZM236 97H235V100H237ZM239 97H238V100L240 99V101L237 100V102L239 103V104H238L239 106L237 105V102L235 101V103H233V104H235L233 107H235V109L238 108V109H237V110H238V112H237V117L239 116V118H240V114H239V113H240L242 110H244L245 108H247V107H246V106H247V105H246L247 103L243 101V105L241 106L240 102H242V100H241L242 97H240V98H239ZM46 98H44V99L46 100ZM91 98H94V95H91L90 99H88V100H91ZM173 98H172V99L169 98V99H171V101H173ZM139 99H141V97H139ZM139 99H138V100H139ZM167 99H168V97H167ZM167 99L162 100L163 102H161V107H162V108L164 107V109H168V110H169V103L171 104V101H170V100H167ZM191 99H192V98H191ZM193 99H194V98H193ZM201 99H202V98H201ZM233 99H234V98H232V100H233ZM251 99H255V100H253L254 102H253ZM45 100H43V102H44ZM47 100H46V102H47ZM64 100H65V102H64ZM147 100H148V101H147ZM149 100H151V102H150ZM181 100H182V103H180ZM202 100L205 101V100H207V98H203ZM243 100H244V99H243ZM136 101H137V99H136ZM140 101H141V100H140ZM164 101H165V102L169 101V102L165 103V104H167V105H164ZM176 101L173 103L174 105L176 104ZM185 101H187V99H186ZM230 101H231V100H230ZM257 101H259L258 105H256V104H257ZM72 102H73V101H72ZM138 102H139V101H138ZM141 102H142V101H141ZM141 102H139V103H141ZM148 102L152 104V107H151V108H150ZM159 102H160V101H159ZM159 102H158V99H157V102H156L157 104H156V103L154 104V105H156V108H158L157 105H159ZM225 102H226V101H225ZM255 102H256V104H255ZM70 103H71V102H70ZM98 103H99V102H96L95 106H96ZM132 103H133V101H132ZM146 103H147V104H146ZM203 103H204V102H203ZM230 103H232V102H230ZM245 103H246V104H245ZM253 103L255 104V106H253ZM65 104H66V105L69 104V105L65 106ZM143 104H142V105H143ZM151 104H150V105H151ZM162 104H163V105H162ZM173 104H172V107L174 108ZM204 104L206 105L207 103L205 102ZM226 104H228V103H226ZM233 104H230L229 106H231V105H233ZM35 105H37L38 108H39V106H42V104L40 105V103H39V104L36 103ZM49 105H50V103H49ZM53 105H55V106H53ZM56 105H57L58 107H57ZM181 105H183V106H181ZM244 105H246V106H244ZM259 105H260V106H259ZM63 106H65L66 110L63 109ZM69 106H71V107H69ZM159 106H160V105H159ZM223 106H225V105H223ZM236 106H237V107H236ZM240 106H241V107H240ZM251 106H252V107H251ZM256 106H257V108H258V106L262 108V111L260 110V112H261L262 114H258V111H256L258 115H256V116H251V114H253V113L255 114V112H254L255 108H253V107H256ZM35 107H36V106L33 105V109H34V110H35ZM37 107H36V110H37ZM50 107H51V105H50ZM52 107H51V108H52ZM56 107H57V108H56ZM67 107H68V108H67ZM92 107L94 108V105H92ZM141 107H144V106H141ZM225 107H226V106H225ZM53 108H52V109H53ZM156 108H155V109H156ZM159 108H160V107H159ZM173 108H172V109H173ZM175 108H176V106H175ZM257 108H256V109H257ZM42 109H43V107H42ZM44 109H46V108H44ZM44 109H43V110H44ZM61 109H60V110H61ZM141 109H142V108H141ZM172 109H171V110H172ZM179 109H178V110H179ZM226 109H227V108H226ZM229 109H230V108H228L227 112L229 111V114H231V113H232V110H229ZM232 109H234V108H232ZM252 109H253V110H252ZM39 110H40V109H38L36 113L38 114V113L41 112L42 114H41V115L38 114V115L44 117V114H45L44 111H45V110H44V111L40 110V112H38ZM54 110H53V111H54ZM63 110H64V112H63ZM79 110H80V109H76V110H75V114H76V112L78 113ZM160 110H161V109H160ZM249 110H252L253 113L250 114V112H248ZM176 111H177V110H176ZM180 111H181V110H179V112H180ZM46 112H47V109H46ZM48 112H49V111H48ZM48 112H47V113H48ZM65 112H67V114H64ZM85 112H87L86 115H85ZM88 112H89V113H88ZM154 112H157V110H155ZM163 112H166V110H163ZM169 112H170V111H169ZM172 112H173V111H172ZM212 112H213V111H212ZM212 112H211V113H212ZM230 112H231V113H230ZM233 112H234V111H233ZM43 113H44V114H43ZM47 113H46V114H47ZM61 113H62V114H61ZM72 113H74V112H72ZM82 113H83V114H82ZM92 113H94V112L92 111ZM157 113H159V112H157ZM160 113H162V111H161ZM160 113L157 114V115L161 117L164 113H163V114H160ZM166 113H168V112H166ZM170 113H171V112H170ZM174 113H175V109H174ZM209 113H210V112H209ZM209 113H208V114H209ZM235 113H236V112H234V114H235ZM63 114H64V115H63ZM75 114H73V115H74V117H73L74 119H73V120L70 119V117H68L69 120L72 121V124L70 123V125H73L74 128H76L75 125H77V124L79 125V123H80L81 121L83 122V124H84V122H85V123H90V124L92 123L91 125H90V124H87V125H86V126L90 125L92 130H91V129H88L89 127H86L85 125H84L85 127H84L83 125H81V126L84 127V133H86L87 131H89L88 134L91 133V134H89V135H90V136L93 135L96 129H93L94 127H92V125L94 126L93 121H91L92 119L88 118V119L90 120V122H89V121H85V119L88 120L87 117H88V114H91V111H89V110H86V111H85V110H84V112H83V110H82V111L80 110V112H79L78 114H76L77 117H79V118H77V117L75 116ZM79 114L81 115V117H82V119H83L84 121L81 119V121L78 122V119L80 120V116H78ZM151 114H152V113H151ZM151 114H149V116H150ZM153 114H154V113H153ZM153 114H152L151 116H153ZM208 114H207V115H208ZM234 114H233V115H234ZM254 114H253V115H254ZM38 115H37V116H38ZM61 115H62L63 117H62ZM83 115H84V116H83ZM154 115H155V114H154ZM157 115H156V116H157ZM164 115H165V114H164ZM167 115H169V114H167ZM171 115H175V114H173V113L170 114V119H171V118H172V119L175 118L174 116L172 117ZM177 115H178V114H177V112H176V115H175V116H177ZM213 115H214V114H213ZM213 115H212L211 117H213ZM259 115H260V117H257V116H259ZM261 115H262V117H261ZM39 116H38V117H39ZM45 116H46V118H47V116H49V115H45ZM90 116H91V118H92V114H91ZM181 116H183V115H181ZM243 116H244V114H243ZM250 116H251V117H250ZM42 117H41V118H42ZM71 117H72V115H71ZM85 117H86V118H85ZM179 117H180V116H179ZM200 117H201V116H200ZM230 117H231V116H230ZM41 118H40V119H41ZM44 118H45V117H44ZM44 118H43L42 120H43L45 123H46L47 120H50L49 117H48L49 119L47 118V120H46V118H45V120H44ZM84 118H85V119H84ZM161 118H162V117H161ZM163 118H164V120H161V121H160V120H157L156 122L159 123V121H160V122H162V121H163V122H169V121H170L169 119H168L169 121H168L167 119H166V120H167V121H166V120H165L166 117H164V116H163ZM168 118H169V116H168ZM228 118H229V117H228ZM235 118H236V117H235ZM256 118H257V120H256ZM58 119H59V118H58ZM58 119H56L57 121H55V123L52 122V121L49 122V124L52 122V123L50 124V126L48 125V128L50 127L49 130H51V126H53V125L55 124V125L53 126V127H55V126H56V123H57V122L59 123ZM60 119H59V120H60ZM76 119H77V123L75 124ZM172 119H171V121H172ZM178 119H179V118H178ZM233 119H234V118H232V117L230 118V120H233ZM241 119H242V118H241ZM241 119H240V120H241ZM259 119H260L261 121H260ZM32 120H33V121L30 122V123H32V125H33V123H37V122H34L35 119H32ZM37 120H38V118H37ZM51 120H53V118H51ZM54 120H55V119H54ZM54 120H53V121H54ZM69 120H68V123H69ZM35 121H36V120H35ZM223 121H224V120H222V122H223ZM228 121H229V119H228ZM235 121H237V120H235ZM235 121H231V122H235ZM44 122H43V123H44ZM60 122H62V120H60ZM73 122H74V123H73ZM82 122H81V124H82ZM163 122H162V123H163ZM229 122H230V121H229ZM240 122H242V120H241ZM243 122H244V124H245V121H244V120H243ZM41 123H42V122H41ZM68 123L66 124V122H65V125H66V126L64 125L65 128L62 127V126H63L62 123H59V124H57L56 129L58 128L59 125H62L61 127L59 126V128H60V129L63 128L64 133H65V132L67 133V132H69V131H71V132L74 131V130H75L74 128L71 129L73 126H69ZM154 123H155V122H154ZM173 123H174V122H173ZM226 123H227V121H226ZM39 124H40V123H39ZM46 124H47V123H46ZM165 124L167 125L168 123H163L162 126H164ZM223 124H224V123H223ZM228 124H229V123H228ZM228 124H226V125H228ZM230 124H231V123H230ZM241 124H242V123H241ZM78 125H77V126H78ZM154 125H155V124H154ZM156 125H157V124H156ZM160 125H161V123H159V127H160ZM224 125H225V124H224ZM35 126H36V124H35ZM39 126H41V125H39ZM68 126H69L70 128H68ZM162 126H161V127H162ZM231 126H232V125H230V127H231ZM244 126H246V125H244ZM159 127H158V129H159ZM37 128H38V125H37ZM81 128H82V127H81ZM98 128H99V127H98ZM156 128H157V126H156ZM163 128H164V127H163ZM249 128H251V130H249ZM52 129H53V128H52ZM60 129L57 130V131H59L58 133H62V134H63L62 129H61L62 132H60ZM158 129H157V130H158ZM160 129H161V128H160ZM160 129H159V130H160ZM165 129H166V128H165ZM165 129H164V130H165ZM37 130L40 131L39 129H37ZM49 130L44 131L45 133H43V135H45V134L48 135L46 132H49ZM53 130H54V129H53ZM53 130H52V131H53ZM65 130H66V131H65ZM68 130H69V131H68ZM82 130H83V128H82ZM93 130H94V131H93ZM150 130H151V129H150ZM155 130H156V129H154V130L152 129L153 133L155 132ZM157 130H156V131H157ZM164 130L162 129V130L157 131V132H155V133H158V132H159V133L164 134V133H163V132H165ZM260 130H261V131H260ZM57 131H56V133H57ZM152 131H151V132L149 131V133L153 134ZM167 131H168V128H167ZM40 132H42V131H40ZM53 132H54V131H53ZM71 132H69V133H71ZM247 132H248V133H247ZM251 132H252V133H251ZM38 133H39V132H38ZM58 133H57V134H58ZM69 133H68V134H69ZM39 134H40V133H39ZM68 134H65V135L63 134V135L66 137V135H68ZM86 134H87V133H86ZM54 135H56V134L54 133ZM58 135H59V134H58ZM63 135H59V137H60V136H63ZM71 135H73V136L75 137V139H76V136H75L74 133L71 134ZM89 135H88V136H89ZM154 135H158V134H154ZM259 135H260V133H259ZM64 136H63V137H64ZM73 136H72V137H73ZM56 137H57V135H56ZM63 137H61V138H63ZM253 137H254V136H253ZM57 138H58V137H57ZM68 138L71 139L70 135H68L67 139H68ZM58 139H59V138H58ZM70 139H69V140H70ZM245 139H243V140H245ZM253 139H254V138H253ZM247 140H246V141H247ZM254 140H255V139H254ZM71 141H73V138L71 139ZM262 141H263V140H262ZM263 142H264V141H263ZM32 166H33V165H32ZM21 187H22V186H21ZM203 188H204V187H203ZM21 190H22V188H21ZM21 190H20V192L22 193ZM201 190H202V189H201ZM199 191H200V190H199ZM18 193H19V191H18ZM22 194H23V193H22ZM25 196H26V195L24 194V198H25ZM185 196H186V195H185ZM1 197H2V195H0V200L2 201ZM201 197H202V196H201ZM217 197H218V196H217ZM217 197H216V198H217ZM24 198H19L18 200H20V201L17 200V204H15L16 207H15V206H13V207H15V208H19V206L21 207V205L23 204L22 202H24V201H23ZM184 198H187V202H190V201H188V200H190V197H189V196H188V197H184V195H183V199L181 200V202L184 200ZM202 198L204 199V197H202ZM214 198H215V196H214ZM214 198L212 197L213 201L215 202ZM22 199H23V200H22ZM25 199H26V198H25ZM225 199H227V198H225ZM21 200H22V202H21ZM221 200L224 201V198H223V197L218 198V199H217V202H218V201H221ZM179 201H180V199H179ZM179 201H178V203H179ZM184 201H185V203H186V200H184ZM184 201H183V202H184ZM227 201H228V199H227ZM227 201H225V202H226V205L223 204L222 202H221V203H222L223 205L227 206V209H228V207H229V208L232 207L231 204L234 203V202L229 203L230 206H228ZM183 202H182V203H179V204H181V205H179V206L182 207V206H183L182 204H184ZM186 204H187V203H186ZM2 205H3V202H0V208H1ZM18 205H19V206H18ZM233 205H234V204H233ZM262 205L264 206V204H262ZM17 206H18V207H17ZM10 208H11V207H9V209H10ZM205 209H206V208H205ZM234 211H235V210H234ZM11 212H12V213H11ZM11 212H9V211L6 212V214L8 213V216H6V217L4 218V220H5V219H6V220H9L10 218H13L12 216L15 215L14 213H17V212H13V211H11ZM9 213H10V214H9ZM235 213H237V212L235 211ZM235 213H234V214H235ZM12 214H13V215H12ZM36 215H38V214H36ZM227 215H229V214L227 213ZM25 217H26V216H25ZM25 217H24V219H25ZM27 217H30V215L27 216ZM36 217H39V216H36ZM24 219H23V220H24ZM27 219H28V218H26L25 220L28 221ZM255 219H256V220H255V221H256V224H258L257 227H259V228L262 227L263 225H262V226H259V224H260V223L262 224V222H263L262 219L259 218L260 221L257 220L258 218H255ZM23 220H21V221H23ZM21 221H20V222L18 221V227L15 228V231H17V232H19V231H18V229L20 228L19 226H22V224H23V222H21ZM26 221H24V222H26ZM258 221H259L260 223H258ZM261 221H262V222H261ZM21 223H22V224H21ZM19 224H21V225H19ZM256 224H255V225H256ZM263 224H264V223H263ZM255 225H254V226H255ZM257 227H256V228H257ZM263 228H264V227H263ZM16 229H17V230H16ZM239 230H240V229H239ZM242 230H243V229H242ZM253 230L255 231V229H253ZM236 231H238V230L236 229ZM2 232H3V231H1V233H2ZM19 233L21 234V231H20ZM243 233H244V231H243ZM243 233H242V235L244 236L246 233H249V232H245V234H243ZM238 234H240V231H239ZM244 237H245V238L248 237V234H246V236H244ZM244 237H243V238H244ZM243 238H242V239H243ZM245 238H244V240H243L244 244H245L247 247L251 246V245H252L251 241L248 242L247 240H249V239H247V238L245 239ZM246 241H247V243H246ZM243 247H244V246H243ZM257 247H258V246H257ZM259 247H260V246H259ZM259 247H258V248H259ZM258 248H257V249H258ZM261 248H262V247H261ZM252 249H254V247H252ZM262 249H263V248H262ZM262 249H261V250H262ZM250 250H251V249H250ZM255 250H256V247H255ZM258 250H259V249H258ZM253 251H254V250H253ZM256 258H257V260H258V257H256ZM256 258H255V260H256ZM263 258H264V257H263ZM250 260H251V259L248 258V261H247V262L249 263ZM251 262H252V263H255V262H253V260H252ZM252 263H251V264H252ZM255 264H256V263H255Z\"/></svg>",
	"mask_w": 264,
	"mask_h": 264
}]
</instances>
